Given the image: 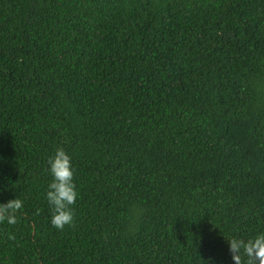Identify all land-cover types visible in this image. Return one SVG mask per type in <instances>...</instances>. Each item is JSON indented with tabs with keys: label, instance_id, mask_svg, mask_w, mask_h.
Here are the masks:
<instances>
[{
	"label": "trees",
	"instance_id": "obj_1",
	"mask_svg": "<svg viewBox=\"0 0 264 264\" xmlns=\"http://www.w3.org/2000/svg\"><path fill=\"white\" fill-rule=\"evenodd\" d=\"M71 157L74 223L49 222ZM0 264H232L264 230V0H0Z\"/></svg>",
	"mask_w": 264,
	"mask_h": 264
},
{
	"label": "clouds",
	"instance_id": "obj_2",
	"mask_svg": "<svg viewBox=\"0 0 264 264\" xmlns=\"http://www.w3.org/2000/svg\"><path fill=\"white\" fill-rule=\"evenodd\" d=\"M47 172L51 177L44 198L49 207V222L57 230L74 223V205L79 197L74 179L72 157L58 147L47 160ZM23 208L18 197L0 203V223H17V213ZM232 264H264V230L256 231L247 238L232 236L226 240ZM206 264H216L213 257Z\"/></svg>",
	"mask_w": 264,
	"mask_h": 264
}]
</instances>
